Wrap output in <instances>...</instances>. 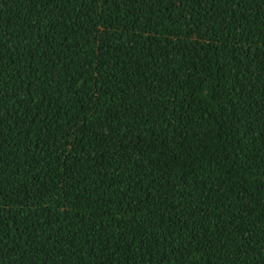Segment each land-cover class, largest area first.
<instances>
[{
	"label": "trees",
	"instance_id": "16d2710c",
	"mask_svg": "<svg viewBox=\"0 0 264 264\" xmlns=\"http://www.w3.org/2000/svg\"><path fill=\"white\" fill-rule=\"evenodd\" d=\"M0 264H264V0H0Z\"/></svg>",
	"mask_w": 264,
	"mask_h": 264
}]
</instances>
